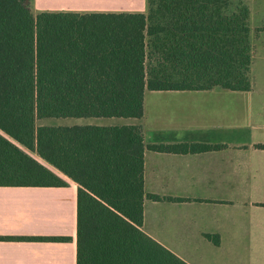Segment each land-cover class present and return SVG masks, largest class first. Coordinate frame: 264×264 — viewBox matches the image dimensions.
Masks as SVG:
<instances>
[{"label":"trees","instance_id":"16d2710c","mask_svg":"<svg viewBox=\"0 0 264 264\" xmlns=\"http://www.w3.org/2000/svg\"><path fill=\"white\" fill-rule=\"evenodd\" d=\"M147 6V13H37L33 0H0V186L60 187L64 176L79 184L77 264L189 263L143 230L145 199L161 197L145 191L140 126L37 122L141 118L147 90L253 88L246 3ZM157 148L197 153L222 145Z\"/></svg>","mask_w":264,"mask_h":264},{"label":"crops","instance_id":"0c3cea01","mask_svg":"<svg viewBox=\"0 0 264 264\" xmlns=\"http://www.w3.org/2000/svg\"><path fill=\"white\" fill-rule=\"evenodd\" d=\"M253 88L145 92L143 230L189 264H264V0ZM37 13H147V0H33ZM222 145L197 153L159 146ZM0 186V264H77L79 184ZM168 198L181 199L169 200ZM208 235H218L219 244ZM67 237L55 241L50 238Z\"/></svg>","mask_w":264,"mask_h":264},{"label":"rangeland","instance_id":"374dc122","mask_svg":"<svg viewBox=\"0 0 264 264\" xmlns=\"http://www.w3.org/2000/svg\"><path fill=\"white\" fill-rule=\"evenodd\" d=\"M261 29L259 27H255L252 29V41L255 48L256 55L260 53V41L255 42V39H259V32ZM128 121H134L133 118H125V117H67V118H45L39 120L37 124L40 125H52V126H73V125H123ZM33 156L38 158L39 160L43 161L35 152H30ZM44 162V161H43ZM53 168V167H51ZM54 169V168H53ZM56 170V169H54ZM57 173H59L56 170ZM61 174V173H60ZM64 176V175H63ZM65 178V176H64Z\"/></svg>","mask_w":264,"mask_h":264}]
</instances>
